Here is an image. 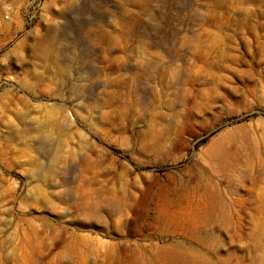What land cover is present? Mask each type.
<instances>
[{"label":"rangeland","instance_id":"obj_1","mask_svg":"<svg viewBox=\"0 0 264 264\" xmlns=\"http://www.w3.org/2000/svg\"><path fill=\"white\" fill-rule=\"evenodd\" d=\"M0 264H264V0H0Z\"/></svg>","mask_w":264,"mask_h":264},{"label":"trees","instance_id":"obj_2","mask_svg":"<svg viewBox=\"0 0 264 264\" xmlns=\"http://www.w3.org/2000/svg\"><path fill=\"white\" fill-rule=\"evenodd\" d=\"M169 168H170V166H163V167H158V168H154V169L157 172H164V171H166Z\"/></svg>","mask_w":264,"mask_h":264}]
</instances>
